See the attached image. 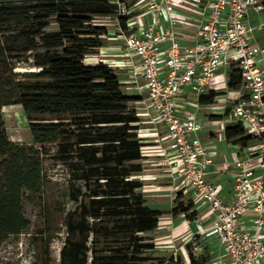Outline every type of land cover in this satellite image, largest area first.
<instances>
[{"label": "trees", "instance_id": "16d2710c", "mask_svg": "<svg viewBox=\"0 0 264 264\" xmlns=\"http://www.w3.org/2000/svg\"><path fill=\"white\" fill-rule=\"evenodd\" d=\"M114 14L108 0L0 1V243L29 226L22 202L40 194L45 145L55 144L51 157L69 163V197L76 204L66 217L60 264H165L143 255L155 245L142 235L158 227L162 212L146 206L137 192L141 183L132 179L141 172L132 163L143 159L146 147L136 134L139 119L129 110L139 96L122 92L113 68L85 61L106 33L95 17ZM51 18L56 31L48 33ZM34 50L41 51L33 58L35 70L16 71L21 55ZM239 83L234 69L228 88ZM216 95L200 102L212 103ZM11 105L28 119L29 145L7 138L1 110ZM224 135L241 147L259 141L240 122ZM176 199L171 214L194 221L193 203L183 202L181 192ZM190 262L198 264L191 256Z\"/></svg>", "mask_w": 264, "mask_h": 264}, {"label": "built area", "instance_id": "2783aa9c", "mask_svg": "<svg viewBox=\"0 0 264 264\" xmlns=\"http://www.w3.org/2000/svg\"><path fill=\"white\" fill-rule=\"evenodd\" d=\"M108 2L115 14L103 17L112 22L105 26L102 39L108 27H114L126 63L135 64L134 82L144 81V108L151 113L153 125L164 126L169 143L161 152V165L168 167L174 181H180L182 193L213 214L208 227L195 224L194 237L203 234L219 241L224 258L217 264L264 262V68L259 66L264 45L256 40L264 29V0H144L145 9L136 15L126 0ZM180 5L208 8L191 46H182L176 39ZM161 21L169 26L160 29ZM234 69L240 83L232 96V117L246 134L259 140L251 144H257L261 162L254 167L249 158L233 161V199L225 202L217 185L205 178L213 161L197 136L202 125L193 115L180 117L176 100L187 87L199 101L220 70L229 76Z\"/></svg>", "mask_w": 264, "mask_h": 264}, {"label": "rangeland", "instance_id": "374dc122", "mask_svg": "<svg viewBox=\"0 0 264 264\" xmlns=\"http://www.w3.org/2000/svg\"><path fill=\"white\" fill-rule=\"evenodd\" d=\"M52 21L51 18L50 26L46 30L48 33L56 31ZM93 23L107 30L105 26L108 25L109 20L95 17ZM102 42V46L107 45V40L102 39ZM98 50L99 48L91 50L86 55L85 61L87 62L92 56H99ZM40 52L34 50L21 55L19 63L16 64V71H34L33 58ZM103 58L104 55L97 59ZM118 81L121 86L128 83L119 75ZM122 88L123 93H130ZM129 110L135 111L137 108L130 103ZM1 114L10 142L21 145L32 143L28 119L20 106L3 107ZM44 118L56 117L44 116ZM137 126L138 138L147 146H153L155 143L149 141L152 137H146L147 125L140 123ZM56 148L55 144L45 145L49 156L43 158L44 182L40 194L22 202L23 217L28 221L29 226L19 235L9 236L0 243V264H60V251L67 236L66 217L76 208V204L69 197L71 178L69 163L51 157ZM142 152L143 159L132 163L139 165L141 172L135 174L132 179L141 183L142 187L137 192L143 196L146 206L162 212L158 227L153 232L142 235L145 242H152L155 245L154 250L145 251L143 255L161 260L165 264H191L190 256L198 264H206L201 262L200 258L214 257L216 242L198 235L194 238L189 225L192 220L184 215L171 214L172 209L177 205L176 195L181 192L180 181L171 178L168 167L161 165L156 152L152 149H142ZM181 200L185 203L189 202L185 196ZM194 247H197L198 251H194ZM197 252L201 254L198 255Z\"/></svg>", "mask_w": 264, "mask_h": 264}, {"label": "crops", "instance_id": "0c3cea01", "mask_svg": "<svg viewBox=\"0 0 264 264\" xmlns=\"http://www.w3.org/2000/svg\"><path fill=\"white\" fill-rule=\"evenodd\" d=\"M128 7L134 15L142 12L144 7V0H126ZM208 8L188 7L180 5L176 8V18L179 20L176 29V39L182 46H191L197 41V28L200 24L207 19ZM105 19V18H104ZM112 21L109 20L108 25ZM168 22L161 21L159 28H167ZM108 34L103 39L107 40V45L99 48V56L104 55L103 59H97L99 56H92L86 63L97 64L99 62L114 69L117 77L128 83L121 86L122 89L129 91L127 95H137L139 99L132 104L137 108L134 111L138 117V125H147L145 131H148L146 137H152L151 140L155 143L153 146H147L143 149H152L159 157L158 160L162 161V151L168 149L169 143L165 140V128L161 124L153 125L151 123V113L144 108L143 99L146 97L147 92L145 89L144 81L138 78L134 82L133 72L135 64L128 62L121 51V43L117 36H114L116 29L110 27ZM257 43L261 46L264 45V29L256 35ZM97 56V57H96ZM124 64V65H123ZM259 66L264 68V60L259 61ZM228 74L226 71L220 70L211 80L208 93L218 94L215 96L212 103H201L195 101L189 95V89L186 87L181 91L180 97L176 100L177 113L180 117L193 115L195 119L202 125L201 130L197 133L201 143L205 148L212 153V165L205 170L206 180L217 185L220 195L225 202H230L233 199V179H232V163L237 158H249L252 166H259L261 162V155L257 144H249L247 147L232 144L225 138L224 131L228 126L236 123L232 117V96L234 89L228 88ZM229 111V112H228ZM143 155V152H142ZM182 193V192H181ZM192 202L188 194L182 193ZM182 196V197H183ZM193 203V210L196 212L194 221L189 223L191 232L194 235L196 231V223L208 227L213 214L210 210L202 205ZM251 230V229H249ZM197 235H195L196 237ZM200 237L214 240L216 242V252L214 257H208L206 264H217L224 258V249L215 237H205L203 234ZM194 237V238H195ZM260 264H264L261 262Z\"/></svg>", "mask_w": 264, "mask_h": 264}]
</instances>
